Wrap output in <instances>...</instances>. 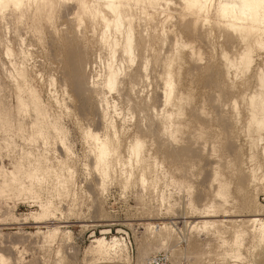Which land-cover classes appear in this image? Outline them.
Instances as JSON below:
<instances>
[{"label":"rangeland","instance_id":"1","mask_svg":"<svg viewBox=\"0 0 264 264\" xmlns=\"http://www.w3.org/2000/svg\"><path fill=\"white\" fill-rule=\"evenodd\" d=\"M222 1L127 0L118 26L105 0L0 11V264H264V27L243 41Z\"/></svg>","mask_w":264,"mask_h":264},{"label":"bare ground","instance_id":"2","mask_svg":"<svg viewBox=\"0 0 264 264\" xmlns=\"http://www.w3.org/2000/svg\"><path fill=\"white\" fill-rule=\"evenodd\" d=\"M158 1L159 0H152L153 4H156ZM184 1H185V7L187 11L195 15H199V14L201 15L205 13L207 0H184ZM125 2H127V0H105L104 8L108 12H114L115 14L114 23L116 26L119 25L118 21H120L122 18L121 9L124 6ZM21 3H22V0H0V11L5 9L8 6L19 8ZM218 15L221 18L220 22L222 23V25L226 29L228 28V29H231V31L233 30L234 33L235 32L238 33L239 36H241L243 41L250 40L251 38L256 39L257 35L261 32L262 27H264V5L262 3V0H232V1L225 0V1H222L221 7L218 10ZM101 19L104 22V26L108 29L110 27L109 20L104 15L101 16ZM131 38H132V30L129 27L126 29L123 35V43H124L123 51L125 52L126 57L128 58H130L131 56L132 47H133V45L131 44ZM110 48L113 49V43L110 46ZM250 63H251V57L247 55L243 59H241L240 68L244 69L248 67ZM116 74L117 73L114 71H111V70L109 71L108 77L104 83V86L108 90L114 89L115 83H116V76H117ZM259 83H260V86L264 89V77L263 76H259ZM170 94H171V88L169 85L164 94V103L169 102ZM261 116L262 117L257 121L258 128L264 127V105H262V115ZM95 137H96V140H98L97 143L95 144V149H96L95 158L97 159L96 161L101 163V165L105 168L109 161L107 160L109 153H110L108 149V145L106 141L98 139L97 136ZM141 146H142V142L139 139H137L136 143L132 147V154L138 155L141 149ZM96 166H98V164ZM103 173L106 174L105 169ZM204 216L208 217L210 216V214L202 215V217ZM187 217H189V215L185 217L183 216L181 218L183 219ZM255 221H257V219L250 218L246 221V223L247 222L254 223ZM203 228L206 230L205 232H208L210 230V227L207 225V223L204 224ZM253 231L256 232L255 235L258 237L259 242L264 244V222H261L259 224V227L258 228L255 227ZM165 232L168 233L167 230H165ZM113 240H115V242L113 245L110 246L111 248L113 247L117 248V246L121 245L120 243L116 242L118 240L116 239V237ZM94 242H96L98 246H101L103 243V239L96 238L94 239Z\"/></svg>","mask_w":264,"mask_h":264},{"label":"built area","instance_id":"3","mask_svg":"<svg viewBox=\"0 0 264 264\" xmlns=\"http://www.w3.org/2000/svg\"><path fill=\"white\" fill-rule=\"evenodd\" d=\"M145 264H173V263L170 262L166 256L161 254H156L151 256V258H149L145 262Z\"/></svg>","mask_w":264,"mask_h":264}]
</instances>
